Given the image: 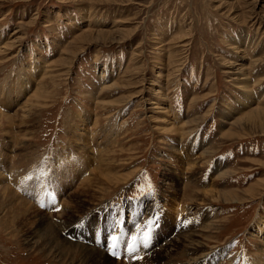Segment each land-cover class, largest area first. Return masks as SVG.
Segmentation results:
<instances>
[{"label": "rangeland", "instance_id": "1", "mask_svg": "<svg viewBox=\"0 0 264 264\" xmlns=\"http://www.w3.org/2000/svg\"><path fill=\"white\" fill-rule=\"evenodd\" d=\"M0 92L5 167L14 159L25 177L32 159L49 163L60 150L82 165L74 180L57 178L48 196L30 198L29 183L18 186L38 209L16 226L21 232L0 225V264H90L89 248L106 264H197L189 234L203 246L202 264L264 257V121L245 118L264 109V0H0ZM84 110L87 124L98 121L95 135L79 128ZM5 114L15 121V146ZM21 116L32 124L20 129ZM72 125L76 137L86 136L76 144ZM24 129L32 135L15 133ZM104 150L113 158L107 172L131 174L128 181L101 190L97 178L79 189ZM71 162L55 172L72 170ZM210 190L240 196L228 206L219 194H202ZM207 213L213 224L202 231ZM42 217L58 227L35 244L31 223ZM60 240L62 259L51 249Z\"/></svg>", "mask_w": 264, "mask_h": 264}, {"label": "bare ground", "instance_id": "2", "mask_svg": "<svg viewBox=\"0 0 264 264\" xmlns=\"http://www.w3.org/2000/svg\"><path fill=\"white\" fill-rule=\"evenodd\" d=\"M89 35V34H88ZM90 37V36H89ZM85 40V39H84ZM10 46V45H9ZM2 48V47H1ZM10 48H11V46H10ZM2 54V53H1ZM4 55V54H3ZM4 56H6V55H4ZM6 58V57H5ZM21 78V77H20ZM24 82H26V81H24ZM22 83V82H21ZM27 84V83H26ZM246 84V83H245ZM110 86V85H109ZM102 87V86H101ZM103 87H108L107 85H105V84H103ZM102 87V89H105V88H103ZM113 87V86H112ZM116 87V86H115ZM242 87V86H241ZM19 88V87H18ZM109 88V87H108ZM17 89V88H16ZM1 93V92H0ZM16 98H17V96H15ZM13 99V98H12ZM45 99V98H44ZM13 101V100H12ZM29 103V101H27V104ZM112 103H114V102H112ZM122 103H124V102H122V101H116L115 102V104L114 105H116V106H118L119 104H122ZM125 104V103H124ZM28 105H30V104H28ZM113 105V104H112ZM102 107V106H101ZM96 109H98V108H96ZM104 109V108H103ZM32 110V109H31ZM103 111V110H102ZM81 112V111H80ZM96 112V111H95ZM24 113V112H23ZM82 113V112H81ZM16 114V113H15ZM19 114V113H18ZM21 114V113H20ZM102 114H103V112H102ZM254 114H257V115H259L256 119H254L253 120V122H255V121H257V120H259V119H262L263 121H264V109H261V108H256V110H254L253 112H251V114L250 113H248V114H246V119L247 120H250L252 117H253V115ZM22 115V114H21ZM86 115H90V114H88L87 113V111H85L84 110V114L82 115V116H80V117H76V118H78V120H77V123H79V128H80V130H82L84 133H85V130H88V129H91V128H93V131H92V133L90 134V133H88V135L87 136H89V135H93L94 133H97V131L99 130V127H98V121H94V123H93V121H91L92 122V124H87L88 123V121H89V118H87V117H85ZM94 115V114H93ZM97 115V114H96ZM96 115L94 116V117H96ZM99 115V114H98ZM109 115V114H108ZM249 115V116H248ZM16 116V115H15ZM20 116V115H19ZM1 117H2V114H1ZM4 117H6L7 118V120H8V125H9V131L7 130L5 133V135L8 137V144L9 145H11V146H15L14 145V143L15 144H17L16 143V138L17 137H15V135L13 134V132H12V129H13V127H12V122H15V121H13L14 119H11L10 118V116L8 115V114H5V116ZM28 117V116H27ZM109 117V116H108ZM21 119H20V124H19V126L18 127H20V129H23V125L24 124H29V122H30V124H32V121L30 120L29 121V119L27 120V119H25V120H23L24 118H26V116H21L20 117ZM23 118V119H22ZM109 118H111V117H109ZM9 119H10V121H9ZM16 119V118H15ZM19 119V118H18ZM92 119H93V116H92ZM96 119H98V117L96 118ZM107 119V118H106ZM17 120V119H16ZM94 120V119H93ZM235 121V120H234ZM1 122V121H0ZM16 123H17V121H16ZM237 123V122H236ZM108 124V123H107ZM232 124V123H231ZM17 125V124H16ZM93 126V127H90V126ZM13 126H14V124H13ZM87 127V128H86ZM74 128H75V126L74 125H72L71 127H70V129H68V131H69V141L71 140L73 143H77L79 140H82V139H85L86 138V136H85V134L83 133V134H81V135H83L84 137H81V136H79V137H76L77 136V134L75 133V131H74ZM77 128V127H76ZM177 128H178V126H177ZM102 129V128H101ZM79 130V129H78ZM92 130V129H91ZM183 130V129H182ZM181 130V131H182ZM27 129H24V130H19V131H17V132H15L16 134H18V135H22V137H24V138H26V136H31L32 135V132H29L28 134H27ZM100 132V131H99ZM99 132H98V134H99ZM112 132V131H111ZM86 134H87V132H86ZM101 134V133H100ZM95 135V134H94ZM99 136V135H98ZM229 136H232V134H229ZM81 137V138H80ZM20 138V137H19ZM24 138H23V140H24ZM90 140V139H89ZM88 140V141H89ZM22 141V140H21ZM4 143V142H3ZM2 142H0V149H2V147H4V144H3ZM87 143H89L90 144V142H87ZM3 144V145H2ZM7 144V143H6ZM20 144V143H19ZM94 144V143H93ZM71 145H72V143H71ZM114 145V144H113ZM8 146V145H7ZM5 147H6V145H5ZM8 147H10V146H8ZM18 147H23V145H19ZM74 147L76 148V145H74ZM194 147V146H193ZM7 148V147H6ZM8 149V148H7ZM16 149V148H15ZM90 150H91V147L89 148ZM192 149L193 148H191V151H192ZM200 149V148H199ZM19 150V149H18ZM190 150V149H189ZM3 151H5V150H3ZM23 151V150H22ZM107 150H104L101 154H100V157H99V160L101 159V165L103 166H99L98 167V169H97V173L93 176V177H91L90 179H87L85 182H83V185H81L80 187L81 188H79V189H84V187L85 186H88L93 180H96L97 178H101L102 179V182H103V184H104V186L103 187H101V190H103L104 189V187H105V185H108V186H110V187H113V189L114 188H118V186H120L121 184H124L126 181H128V179H129V177H130V175L129 174H127V175H122V176H115L114 177V175H111L112 173L110 172L111 170H113L112 168H111V163H113V158H111L110 159V155L109 154H111V153H108V151L106 152ZM9 152L10 151H8V154H9ZM12 152H15V151H12ZM11 152V153H12ZM93 152V151H92ZM112 152V151H111ZM115 152V151H114ZM210 152V151H209ZM4 153V152H3ZM90 154H91V151L89 152ZM6 154H7V151H6ZM16 154V153H15ZM115 154V153H114ZM11 154H9L8 155V157L10 156ZM71 155L69 154V153H62L61 152V150H60V152H58V153H56V154H54L53 155V158H54V160H51V161H49V163H47V159L44 157V158H42V159H40V160H38V161H36V159H32V166H33V168L32 169H30V170H25V171H27V173L25 174V177L24 176H22L20 173H19V168H17L16 167V162L14 161V159L12 160V162H11V166L10 167H5V165H4V162L2 161V159L0 158V177L1 176H3V175H5V179L4 180H1L0 179V213L2 212V211H5V213H4V215L2 216V218L0 219V225L1 226H3V228L4 229H13L14 231H20L21 232V230L20 229H22V228H20V229H18L16 226H18V225H20L21 224V221L23 222V220H26V216L29 214V211H30V209L31 208H33V207H35L36 209H38L37 208V206L32 202V201H27L25 198L23 199L22 198V196L23 195H21L20 193H19V191H18V186H20L22 183H24V182H27V183H29V188L24 192V194L27 196V197H30V198H33L34 196H37V195H39V194H41L42 193V195L44 194V195H46V196H48L47 195V190H48V188H50V190H52V191H58V186H57V181H56V179L57 178H59V179H63V178H68L69 179V181H72V180H74V178H75V175H76V173L75 172H79V168H77L76 167V165L77 166H79V167H81L82 165H81V163H77V162H75V161H73V158H71L70 157ZM190 156V155H189ZM8 157H5V159H7ZM191 157V156H190ZM93 157L91 156V159H92ZM187 159V158H186ZM188 159H190V158H188ZM187 159V160H188ZM63 160H69L71 163H73V169L71 170L69 167H67V166H62L61 167V169H60V171L61 172H59V173H56L55 172V169H56V167H57V165L59 164V162H63ZM191 160V159H190ZM27 161H31V159H27ZM92 161V160H91ZM91 161L90 162H86V161H83L82 160V164H83V166L85 167V168H87V165L88 164H90L91 163ZM183 161V160H182ZM189 161V160H188ZM186 162L187 163V171L188 170H191L192 171V169H193V164L192 163H189V162ZM180 162V161H179ZM55 163V164H54ZM116 163V162H115ZM125 163V162H124ZM182 163V162H181ZM184 163V162H183ZM54 164V165H53ZM98 164V163H97ZM91 165V164H90ZM194 166H195V164H194ZM107 171H109L110 173H108ZM113 172V171H112ZM8 173H13V176H11V177H9L8 176ZM2 174V175H1ZM224 175V174H223ZM7 177H8V179H7ZM126 177V178H125ZM124 178V179H123ZM121 180H123V181H121ZM76 181V180H75ZM66 182H67V179H66ZM96 182V181H95ZM180 184V183H179ZM101 185V184H100ZM262 185V184H261ZM70 186V188L72 187L71 185H69ZM95 186V185H94ZM259 186H260V184H259ZM98 187V186H97ZM252 187V186H251ZM256 187H257V185H256ZM255 187V188H256ZM42 188L43 189H45L46 191L45 192H43V191H41L42 190ZM70 188H68V189H70ZM103 188V189H102ZM106 188V187H105ZM254 188V187H253ZM254 188V189H255ZM86 189V188H85ZM84 189V190H85ZM253 189V190H254ZM91 190V189H90ZM97 190V189H96ZM109 190V189H108ZM191 190V189H190ZM248 190H250V189H248ZM247 190V191H248ZM87 191V190H86ZM205 191V190H204ZM95 192V191H94ZM191 192V191H190ZM73 193H75V192H73ZM71 194V195H69V198H70V200H71V198H73V195L74 194ZM81 193V192H80ZM249 193V192H248ZM251 193V192H250ZM255 193V192H254ZM86 193L85 192H83V190H82V196L83 195H85ZM100 194V193H99ZM102 194V193H101ZM100 194V195H101ZM173 194V193H172ZM202 194H204L205 196H212V194H214V195H216V194H219V198H221L222 199V201L225 203V204H227L228 206L229 205H232V204H237V202H235V199L237 198V197H239L240 196V193H239V191H237V192H235V191H232V192H218V191H206V192H204V193H202ZM94 195V198L96 197L95 196V194H89V196L93 199V196ZM173 195H178V194H173ZM222 195V197H220ZM244 195V194H243ZM102 196V195H101ZM253 196V195H252ZM251 196V197H252ZM75 197V196H74ZM254 197V196H253ZM19 199L20 201L18 202V200H17V202L18 203H16V202H14L16 199ZM98 198V197H97ZM99 199V198H98ZM218 199V198H217ZM95 200H96V198H95ZM239 200V199H238ZM243 199H241V201H242ZM245 202V201H244ZM98 203V202H97ZM97 203H95V204H97ZM53 205H55V203L53 204ZM57 206H60V204H57ZM180 206V205H179ZM235 206V205H234ZM172 207V206H171ZM79 207H77V209H78ZM174 208V207H173ZM177 208V207H176ZM6 209V210H5ZM89 209V208H88ZM179 209V208H178ZM62 210V209H61ZM186 210V209H185ZM184 210V211H185ZM32 211H33V209H32ZM34 212V211H33ZM36 212H38V211H36ZM177 212V211H176ZM175 212V214L176 215H179V213H182L183 212V210H179L177 213ZM185 214H188V213H185ZM190 214L192 215V213L190 212ZM208 214V213H207ZM187 216V215H186ZM207 216V215H206ZM81 217V216H80ZM190 217V216H189ZM202 217V216H201ZM204 218L202 219V223H205V222H207L206 223V225L202 228L203 230L202 231H204V230H206V229H209L210 227H212V224H211V222H209V220L211 219V215H209L208 214V216L205 218V216H203ZM47 218V217H46ZM194 218V217H193ZM215 218V217H214ZM171 219V218H170ZM197 219H199V217L197 218ZM48 220H51V219H48ZM173 220V219H172ZM53 221V220H52ZM47 222L46 221V219L45 218H41V219H39L38 221L36 220V221H34V222H32L31 223V225H33V224H36L35 225V227H34V229H33V231H32V234L30 235V236H28V237H30L33 241L32 242H34L35 244H37L38 242H39V240H42V239H44L45 237H46V233H48L50 230H52L53 228H54V230H55V228H57L58 227V225L56 224V223H53V222ZM214 221V220H213ZM261 221V220H260ZM115 222H117V221H115ZM168 223V222H167ZM197 223V222H196ZM166 224V223H165ZM173 224L175 225V223H170V226H173ZM199 224V223H198ZM30 225V226H31ZM180 225V224H179ZM200 225V224H199ZM64 226V225H63ZM72 229H74V228H72ZM172 229V228H171ZM177 230V229H176ZM19 232V233H20ZM76 232V231H75ZM75 232H73V233H75ZM193 232H195V230L193 231ZM180 233V232H179ZM192 233V232H191ZM58 234V233H57ZM189 233H187L186 235H188ZM45 235V236H44ZM49 235V234H48ZM47 235V236H48ZM68 235H74L75 236V234H72L71 233V231H69V233H68ZM50 237V236H49ZM56 237V236H55ZM187 237V239L186 240H190V249H191V251L192 252H194V256H195V259L196 260H198L197 261V264H202V262L200 261L201 259H200V257H203L204 255H203V253H202V249H203V246L199 243V242H197L196 241V239H195V237H194V235H192V234H189L188 236H186ZM27 238V237H26ZM53 239H54V237H52ZM178 238V237H177ZM28 239V238H27ZM52 239V240H53ZM185 240V239H184ZM31 241V240H30ZM50 241V240H49ZM57 241V240H56ZM59 241V240H58ZM61 241V240H60ZM28 242V241H27ZM63 242V243H62ZM34 243H32V244H34ZM69 243V242H68ZM66 244V242L64 241V240H62L61 241V243L59 244V245H61V246H59L58 244H55L54 246H51V249H54V251L56 252V256H57V258H60V259H62L65 255V253H62L61 252V250H63L64 248H63V246ZM68 245H70V244H68ZM66 246V245H65ZM64 246V247H65ZM71 246V245H70ZM74 246V245H73ZM76 246H80L79 244L78 245H76ZM72 247V246H71ZM84 247V246H83ZM66 248V247H65ZM50 248H49V250H51ZM68 249V248H67ZM70 249V248H69ZM80 249V248H79ZM73 250H74V248H73ZM72 250V251H73ZM91 249L89 248L88 249V252L86 253V256H87V258H88V262L90 263V264H106V258L103 256V254H98V253H93L92 252V250L90 251ZM64 251V250H63ZM49 252H51V251H49ZM82 252H84V250L82 251ZM197 252H199V254H201L200 255V257L196 254ZM210 254H207L206 256H209ZM215 257V256H214ZM87 260V259H86ZM214 260V259H213ZM195 261V260H194ZM216 263V262H215ZM257 264H264V257L263 258H260L259 260H258V262H256ZM255 263V264H256Z\"/></svg>", "mask_w": 264, "mask_h": 264}, {"label": "snow or ice", "instance_id": "3", "mask_svg": "<svg viewBox=\"0 0 264 264\" xmlns=\"http://www.w3.org/2000/svg\"><path fill=\"white\" fill-rule=\"evenodd\" d=\"M54 210H59V209H54ZM135 239L136 238L133 237L134 241H135ZM119 241H120V237H118L115 234L111 235L108 247L113 250L112 254H113L114 258H115V254L119 252ZM127 251L129 253H135L136 248L130 244V245H128Z\"/></svg>", "mask_w": 264, "mask_h": 264}]
</instances>
